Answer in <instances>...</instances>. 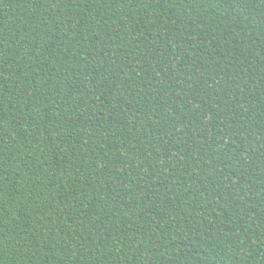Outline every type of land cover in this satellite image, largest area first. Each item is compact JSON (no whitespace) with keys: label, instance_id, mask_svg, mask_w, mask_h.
Returning <instances> with one entry per match:
<instances>
[{"label":"trees","instance_id":"1","mask_svg":"<svg viewBox=\"0 0 264 264\" xmlns=\"http://www.w3.org/2000/svg\"><path fill=\"white\" fill-rule=\"evenodd\" d=\"M0 264H264V0H0Z\"/></svg>","mask_w":264,"mask_h":264}]
</instances>
